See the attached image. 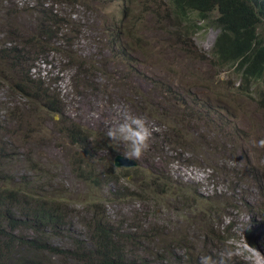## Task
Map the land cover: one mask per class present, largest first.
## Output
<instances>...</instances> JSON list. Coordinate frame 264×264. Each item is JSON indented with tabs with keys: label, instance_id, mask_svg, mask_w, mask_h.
Here are the masks:
<instances>
[{
	"label": "rangeland",
	"instance_id": "obj_1",
	"mask_svg": "<svg viewBox=\"0 0 264 264\" xmlns=\"http://www.w3.org/2000/svg\"><path fill=\"white\" fill-rule=\"evenodd\" d=\"M142 2L0 0V53L4 57L0 60V137L8 142L13 158L8 168L16 180L26 174L45 176L46 182L55 177V187L47 185L46 194L67 189L74 209L63 231L67 237L53 232L49 238L57 249L72 247L71 236L85 238L89 233L86 217L90 214L83 202L88 203L86 192L91 189L75 172L80 165L84 172L96 174L101 186L92 189L93 194L103 200L102 207L116 224H124L125 231L136 224H160L180 233L184 245L177 247H147L143 238L134 237L132 251L148 254L154 264H200L205 256L215 261L225 249L241 253L232 264H259L256 255L264 264V198L258 187L264 149L251 143L264 138V108L257 105L264 85L250 83L245 95L238 88L240 75L193 58L170 35L165 21L149 17L137 30L143 51L128 48L126 54L116 55L118 47L111 51L106 46L113 40L112 26L116 19L121 22L141 13ZM41 5L58 10L71 25L66 34L50 42L41 38L36 46L33 34ZM196 22L199 27L192 38L211 55L219 28L205 20ZM13 48L18 54L22 51L23 60L29 58L23 64L27 78L38 80L29 88L31 95L17 89L15 72L20 64L12 60L15 52L7 55V49ZM43 97L54 99L63 112L50 111ZM126 112L143 118L153 136L136 165L118 167L114 157L124 151L123 146L121 151L109 147L104 134ZM179 113L191 128L175 134L170 116ZM70 124L87 133L83 140L79 132L67 135ZM73 136L79 137L78 143ZM183 140L190 142L184 145ZM34 163L43 172L33 170ZM154 180L159 181V190L145 193L146 185ZM47 241L38 244L42 247ZM245 246L251 251H244ZM57 251L44 255L45 247L35 250L41 256L52 255L50 264H63Z\"/></svg>",
	"mask_w": 264,
	"mask_h": 264
},
{
	"label": "trees",
	"instance_id": "obj_2",
	"mask_svg": "<svg viewBox=\"0 0 264 264\" xmlns=\"http://www.w3.org/2000/svg\"><path fill=\"white\" fill-rule=\"evenodd\" d=\"M141 11L130 19L127 16L121 22L116 19L115 25L112 26L113 40H108L106 46L111 51H115L118 47L116 55L126 54L128 48H141L140 51H143L142 37L137 34V30L140 25H146V18L149 17L158 23L165 21L166 27H170L168 30L170 35L176 40L179 39L193 58L201 62L210 61L211 68L232 69L234 73L240 75L241 83L238 88L245 95L249 93L250 83L259 82L264 85V0H143ZM37 13L38 25L33 34L36 46L41 42V38H47L50 42L60 33L68 32L65 29L70 27L71 22L58 10L54 11L53 8L41 5L37 7ZM196 19L205 20L208 24L219 28L211 55L199 49L192 38L199 27ZM186 38L190 41H185ZM27 45L28 43L23 45L24 51ZM7 51H9L7 55L15 52L16 55L12 60L20 64V68L15 72L19 78L15 80L17 89L31 95L29 88L33 86L32 82H38V80L32 77L27 78L24 74L23 64L27 63L29 58L23 60L20 56L22 51L18 54L15 48L7 49ZM2 54L0 53V60L4 58ZM129 58L135 60L133 56ZM134 70L139 71L135 65ZM258 99L257 105L264 108V88L259 91ZM53 100L44 98L48 109L57 113L63 112L64 107L55 105ZM185 103L181 102V105ZM170 119L173 122L172 130L175 134L181 133L182 129L191 128L180 113L170 116ZM66 130L70 137L72 131L79 132L82 140L87 134L75 124L66 126ZM78 139L79 137L75 138V136L72 138L76 143L79 142ZM188 142L190 140H183L184 145ZM14 146L17 148L16 144ZM9 148L8 142L6 143L3 137H0V264H50L53 256L45 257L44 255L56 250L63 264L69 260L76 261L77 264H154L148 254L140 256L139 250L137 253L132 251L134 237L143 238L147 247L150 244L176 247L184 245L180 239L182 238L180 233L171 232L160 224L149 227L146 224H136L133 229L125 231L124 224H116L102 207L103 200H98L93 194L92 189L101 186L94 178L96 174L89 170L84 172L78 165L76 174L85 183L86 188L91 189L86 192L87 199L90 198L88 203L83 202L85 210L90 214L86 217L89 233L85 238L73 235L71 236L72 247L57 249L49 238L53 232L63 233L69 214L73 212L74 207L69 202V193L67 189H60L59 194L55 191L45 193L47 185L55 187V177H51L46 182L45 176L36 175L33 178L26 174L16 180L8 168V162L13 159ZM31 168L39 171L38 173L43 172L36 163L32 164ZM260 184L258 187L261 197L264 198V172ZM158 187L159 181L154 180L152 184H147L144 190L147 194H153L159 190ZM40 192L44 194L41 195ZM63 234L67 237L66 232ZM40 240L48 241L40 247L38 244ZM251 244L253 245L252 241ZM43 247H45L43 256L35 252L36 249L41 250ZM163 249L169 252L164 246ZM144 250L148 253H158L147 248ZM165 264L170 263L165 262Z\"/></svg>",
	"mask_w": 264,
	"mask_h": 264
},
{
	"label": "clouds",
	"instance_id": "obj_3",
	"mask_svg": "<svg viewBox=\"0 0 264 264\" xmlns=\"http://www.w3.org/2000/svg\"><path fill=\"white\" fill-rule=\"evenodd\" d=\"M153 130L150 129L146 121L136 115L126 112L115 126H110L104 134L109 141V147L121 151L125 158L139 160L150 148V141ZM253 147L264 149V138L252 140ZM118 153V152H117ZM244 251H251L244 247ZM241 253H234L231 249L225 251L216 259L212 257H202L200 264H232L233 257Z\"/></svg>",
	"mask_w": 264,
	"mask_h": 264
},
{
	"label": "water",
	"instance_id": "obj_4",
	"mask_svg": "<svg viewBox=\"0 0 264 264\" xmlns=\"http://www.w3.org/2000/svg\"><path fill=\"white\" fill-rule=\"evenodd\" d=\"M138 163L137 160L127 159L121 152L116 153L114 157V164L118 167H130Z\"/></svg>",
	"mask_w": 264,
	"mask_h": 264
},
{
	"label": "bare ground",
	"instance_id": "obj_5",
	"mask_svg": "<svg viewBox=\"0 0 264 264\" xmlns=\"http://www.w3.org/2000/svg\"><path fill=\"white\" fill-rule=\"evenodd\" d=\"M263 258V257H262ZM255 260H257L256 262H258L259 264H262L261 262H260V257L258 256V255H256L255 256ZM262 261V260H261ZM263 262V261H262ZM264 263V262H263Z\"/></svg>",
	"mask_w": 264,
	"mask_h": 264
}]
</instances>
